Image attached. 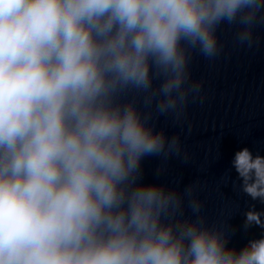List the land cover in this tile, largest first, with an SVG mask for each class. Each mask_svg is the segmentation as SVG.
<instances>
[{
    "label": "clouds",
    "instance_id": "obj_1",
    "mask_svg": "<svg viewBox=\"0 0 264 264\" xmlns=\"http://www.w3.org/2000/svg\"><path fill=\"white\" fill-rule=\"evenodd\" d=\"M222 24L253 47L264 0H0V264H264V236L229 247L193 186L141 182L181 155L154 118L201 98L192 53L217 57ZM232 166L264 203V156Z\"/></svg>",
    "mask_w": 264,
    "mask_h": 264
}]
</instances>
